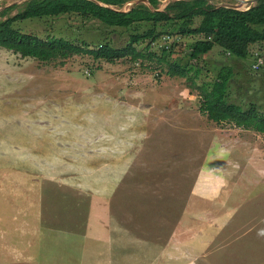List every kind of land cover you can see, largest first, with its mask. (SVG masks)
Segmentation results:
<instances>
[{
    "label": "rangeland",
    "instance_id": "obj_1",
    "mask_svg": "<svg viewBox=\"0 0 264 264\" xmlns=\"http://www.w3.org/2000/svg\"><path fill=\"white\" fill-rule=\"evenodd\" d=\"M169 1L161 0L160 8ZM14 2L23 0H0V7ZM18 25L91 48L103 42L124 46L135 29L109 28L77 14ZM197 38L179 39L175 48L183 44L184 60ZM173 40L162 37L151 48L161 51ZM257 60L260 68L253 65ZM143 61L90 55L41 61L0 46V264H187L179 261L180 252L188 257L196 250L180 233L187 224L179 221L221 133L230 146L223 161L236 170L223 189L249 190L250 203L261 204L264 188L256 190L250 179L264 174L257 170L264 151H248L245 144L233 149L241 141L236 138L252 134L230 133L234 123L209 120L196 88L213 79L221 64H234L237 74L236 60L220 49L203 56L197 86L168 75L167 62ZM240 61L244 76L234 81V92L261 99L264 42ZM260 139L264 143V134ZM229 260L219 264H240L235 256Z\"/></svg>",
    "mask_w": 264,
    "mask_h": 264
},
{
    "label": "trees",
    "instance_id": "obj_2",
    "mask_svg": "<svg viewBox=\"0 0 264 264\" xmlns=\"http://www.w3.org/2000/svg\"><path fill=\"white\" fill-rule=\"evenodd\" d=\"M98 1L23 0L0 7V46L22 57L41 61L68 59L76 55H90L95 60L107 62L129 58L143 63L148 58L150 61L156 60L158 64L167 62L168 75L186 77L197 86V79L203 76L198 62L203 56L220 49L228 58L236 60L240 72L243 68L240 59L249 57L254 44L264 42V0H258L247 9L218 5L210 0H170L160 9L161 0H148L154 9L141 1L124 11L121 9L135 0ZM15 9L17 12L12 14ZM65 14L96 19L109 28L128 30L134 26L135 29L124 46L103 42L91 48L87 42L78 44L63 36L43 37L18 25L28 20H43ZM140 24L146 25V29H139ZM162 37L174 39L177 43L166 44L161 51L151 48V44ZM181 37H198L189 45L186 60L181 57L183 44L181 48H175ZM141 44L146 45L140 48ZM173 55L176 58L170 61ZM253 65L260 68L258 60ZM215 69L213 79H202V83L196 87L201 97L200 110L209 120L217 123L230 122L264 133V103L260 101L264 94L261 99L257 94L251 96L250 93L246 99H241L243 94L239 97L234 92V81L244 75L235 73L234 64H221Z\"/></svg>",
    "mask_w": 264,
    "mask_h": 264
},
{
    "label": "crops",
    "instance_id": "obj_3",
    "mask_svg": "<svg viewBox=\"0 0 264 264\" xmlns=\"http://www.w3.org/2000/svg\"><path fill=\"white\" fill-rule=\"evenodd\" d=\"M221 123L231 124L225 121ZM236 131L251 133L253 138H236L235 140L240 138L241 141L234 143L233 149L244 148L245 144L248 151H264V143L260 139V135L264 133L238 126L230 133ZM224 134L215 137L212 146L217 147V153L210 155L207 164H204L199 177L207 174L202 178L203 181L194 186L179 221L180 226L187 224L180 233L189 236L191 247L196 251L194 255L186 257L180 248L182 251L178 259L187 264H219L224 259L230 262V255L235 256L240 264H264V197L262 196V200L258 199V203H261L258 205L250 203L247 197L249 190L245 193V190L242 192L236 188L229 189V186L227 190L223 189L236 171L223 161L226 160L230 149V146L221 142ZM262 161L264 162V159L257 160V170L264 173ZM220 162H224L225 166L219 165ZM210 164H216L217 167L210 168ZM257 174L251 176L250 186L259 190L264 188V174H258L261 175L260 182L256 178ZM212 255L221 258L214 260ZM114 256L116 257L115 254Z\"/></svg>",
    "mask_w": 264,
    "mask_h": 264
},
{
    "label": "water",
    "instance_id": "obj_4",
    "mask_svg": "<svg viewBox=\"0 0 264 264\" xmlns=\"http://www.w3.org/2000/svg\"><path fill=\"white\" fill-rule=\"evenodd\" d=\"M97 2H100V1H98V0H96ZM141 1H143V2H145V3H147V4H149V6L152 8V9H154V7L150 4V2L148 1V0H135L134 2H136V3H139V2H141ZM237 2H238V4L237 5H230V4H228V5H225V6H229V7H234V8H237V9H241L240 7L241 6H243V5H248V6H250L251 4H255L258 0H236ZM161 9V8H160ZM121 10H125V9H121Z\"/></svg>",
    "mask_w": 264,
    "mask_h": 264
},
{
    "label": "built area",
    "instance_id": "obj_5",
    "mask_svg": "<svg viewBox=\"0 0 264 264\" xmlns=\"http://www.w3.org/2000/svg\"><path fill=\"white\" fill-rule=\"evenodd\" d=\"M254 67H255V68H257V66H256V65H255Z\"/></svg>",
    "mask_w": 264,
    "mask_h": 264
},
{
    "label": "bare ground",
    "instance_id": "obj_6",
    "mask_svg": "<svg viewBox=\"0 0 264 264\" xmlns=\"http://www.w3.org/2000/svg\"><path fill=\"white\" fill-rule=\"evenodd\" d=\"M246 8H247V7H246ZM246 8H245V9H246Z\"/></svg>",
    "mask_w": 264,
    "mask_h": 264
}]
</instances>
